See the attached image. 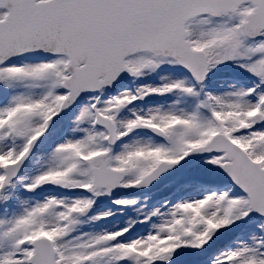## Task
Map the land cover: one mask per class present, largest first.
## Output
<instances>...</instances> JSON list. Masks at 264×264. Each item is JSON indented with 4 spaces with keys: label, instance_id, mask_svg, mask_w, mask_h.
<instances>
[{
    "label": "snow or ice",
    "instance_id": "1",
    "mask_svg": "<svg viewBox=\"0 0 264 264\" xmlns=\"http://www.w3.org/2000/svg\"><path fill=\"white\" fill-rule=\"evenodd\" d=\"M0 264H264V0H0Z\"/></svg>",
    "mask_w": 264,
    "mask_h": 264
}]
</instances>
